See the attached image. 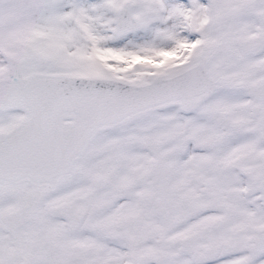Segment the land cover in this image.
I'll return each instance as SVG.
<instances>
[{
  "label": "snow or ice",
  "instance_id": "snow-or-ice-1",
  "mask_svg": "<svg viewBox=\"0 0 264 264\" xmlns=\"http://www.w3.org/2000/svg\"><path fill=\"white\" fill-rule=\"evenodd\" d=\"M0 264H264V0H0Z\"/></svg>",
  "mask_w": 264,
  "mask_h": 264
}]
</instances>
